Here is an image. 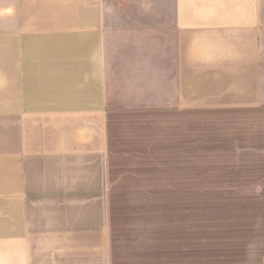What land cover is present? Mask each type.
Wrapping results in <instances>:
<instances>
[{
    "label": "crops",
    "instance_id": "crops-1",
    "mask_svg": "<svg viewBox=\"0 0 264 264\" xmlns=\"http://www.w3.org/2000/svg\"><path fill=\"white\" fill-rule=\"evenodd\" d=\"M222 110L264 161V0H0V264H187L166 191L114 192L110 118Z\"/></svg>",
    "mask_w": 264,
    "mask_h": 264
},
{
    "label": "rangeland",
    "instance_id": "rangeland-1",
    "mask_svg": "<svg viewBox=\"0 0 264 264\" xmlns=\"http://www.w3.org/2000/svg\"><path fill=\"white\" fill-rule=\"evenodd\" d=\"M123 76L118 70L116 85ZM110 93L120 108L121 91ZM192 114L185 126L173 114L110 118L114 192L166 191L151 206L168 210L170 227L184 228L187 264H264V256L247 248L248 238L264 244V223L256 220L264 213V193L252 191L255 179L239 171L264 168V161L243 152L236 127L238 115L240 124L245 119L234 110Z\"/></svg>",
    "mask_w": 264,
    "mask_h": 264
},
{
    "label": "built area",
    "instance_id": "built-area-1",
    "mask_svg": "<svg viewBox=\"0 0 264 264\" xmlns=\"http://www.w3.org/2000/svg\"><path fill=\"white\" fill-rule=\"evenodd\" d=\"M86 1H93V0H86Z\"/></svg>",
    "mask_w": 264,
    "mask_h": 264
}]
</instances>
